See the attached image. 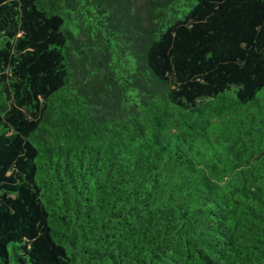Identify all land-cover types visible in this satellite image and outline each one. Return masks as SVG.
<instances>
[{"label":"trees","instance_id":"16d2710c","mask_svg":"<svg viewBox=\"0 0 264 264\" xmlns=\"http://www.w3.org/2000/svg\"><path fill=\"white\" fill-rule=\"evenodd\" d=\"M0 264H264V0H0Z\"/></svg>","mask_w":264,"mask_h":264}]
</instances>
